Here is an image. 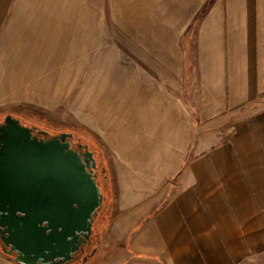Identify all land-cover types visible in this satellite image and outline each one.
Wrapping results in <instances>:
<instances>
[{"label": "rangeland", "instance_id": "obj_1", "mask_svg": "<svg viewBox=\"0 0 264 264\" xmlns=\"http://www.w3.org/2000/svg\"><path fill=\"white\" fill-rule=\"evenodd\" d=\"M213 2L24 0L20 9L11 7L3 15L0 9V118L12 115L52 135L72 133L76 142L96 151L105 169L97 252L85 264H264V211H203L199 198L207 191L215 205L219 173L204 164L219 159L222 151L232 161L226 167L231 186L247 179L264 183V101L231 117L224 130L208 133L196 123L199 93L193 73L184 76V65ZM36 56L40 63L31 58ZM19 66L22 73L15 70ZM28 70L32 73L25 74ZM137 82L157 92L127 98L136 95ZM168 98L179 115L191 111L196 132L190 137L189 120L181 121L186 132L176 145L181 151L192 140L191 151L187 163L180 157L164 175L160 163L175 159L166 151ZM147 113L150 121L135 119ZM234 143L245 150L240 161L245 168L237 164L238 152L230 151ZM169 183L181 199V211L153 210L143 218L138 211H121L123 187L130 197L147 189L159 196ZM157 195L146 202H155ZM0 264L19 263L0 251Z\"/></svg>", "mask_w": 264, "mask_h": 264}, {"label": "crops", "instance_id": "obj_2", "mask_svg": "<svg viewBox=\"0 0 264 264\" xmlns=\"http://www.w3.org/2000/svg\"><path fill=\"white\" fill-rule=\"evenodd\" d=\"M23 1L0 0V9H3L1 14L3 15L5 12L9 13L11 7L13 9L17 7L19 9L22 8ZM207 1L197 0L198 3L200 2V6L201 2L205 3ZM194 40L196 42L194 49H189L188 52L190 53L187 55L186 67L184 65V76L187 74L186 71L193 73V84L195 90L199 93L196 123L201 128L203 127L202 131L208 133L220 128L224 130V126H228V120L231 117L236 116L241 110L249 108L250 111L255 103L264 101V0H214L207 16L198 26ZM37 54L39 56L43 55L40 51ZM173 57L172 63L173 61L174 63L177 62L175 54ZM31 58L35 59L36 62L40 60V57L37 56ZM46 63L49 62L47 61ZM20 64L25 65V63H22V60H20ZM28 64L29 68H31V64L27 62V66ZM177 68L176 66V70ZM21 69L22 67L19 66V69L15 70L21 72ZM29 73H32V70L25 72V74ZM141 88L144 87L140 86L137 82L135 88L136 95H128L127 98H140L144 94L151 96L152 93L157 92ZM140 89L141 91H139ZM153 99L157 101L158 99L161 100L159 93ZM162 100L165 101V97ZM166 100L168 102L167 106H164V108L166 107L164 119L169 120V122H167V128H164V131H167V134L171 136V139H167V142L165 141L170 146L166 151L175 153V159H169V163L167 161L160 163L164 169V175L169 173L170 168L176 167L180 157L183 156V164L187 163L188 153L191 151L192 140L187 149L182 148L181 151L179 146L176 145L181 143L180 137L186 132V125L183 128L181 121L183 119L189 120L190 132H188V135L190 137L196 132L195 123H193L195 119L191 111L187 110L186 113L180 112L181 115H179L178 112L171 109V105H174V102L170 98ZM125 102H127V99ZM128 103L130 102L128 101ZM160 103L162 104L161 101ZM140 104L142 105V103ZM142 110L145 113L143 108ZM151 115L149 116L147 113V115L143 114L133 118H140V120L148 122ZM232 133V131H228L227 134ZM229 145L231 146V152H238L239 159L237 160V164L242 167L241 164L243 165V163L240 161L242 158H246L243 153L245 150L238 143ZM176 150L178 151L176 152ZM183 151L184 154L182 153ZM240 152L243 154L242 156H240ZM218 155L219 159L208 160V164H204L209 170L210 168L216 169L221 175L216 174L215 176V180L219 185H217L218 198H215V205L208 202L207 191L203 192L204 194L202 195L199 194V198L202 200L201 206H203L201 208H203V211H211V209L213 211H264V183L260 185L253 179H247L242 182L235 181L234 183H236L237 187L231 186L226 167L232 161L229 160V154L226 151H222ZM195 161L192 160L189 166H186L187 169ZM193 170H196V168ZM164 180L159 183H163ZM257 180L259 182V179ZM174 187L173 184L169 183L168 187L164 188L166 191H162L159 196L157 195L158 193H155L154 189V192L153 190L150 192V189H147L142 194L138 192L133 193L131 197L128 195V187H123L119 200L120 209L121 211H138L142 218L153 210L181 211V199L174 194ZM155 195L158 196V199H153L155 202H146L147 199L153 198ZM218 200L220 202L222 200L223 202L219 203ZM255 206L257 207L256 209H254ZM219 208L223 209L220 210ZM243 208L246 210H243ZM140 218L139 220H141ZM156 257H159L161 262H163L164 258L162 255H157Z\"/></svg>", "mask_w": 264, "mask_h": 264}, {"label": "water", "instance_id": "obj_3", "mask_svg": "<svg viewBox=\"0 0 264 264\" xmlns=\"http://www.w3.org/2000/svg\"><path fill=\"white\" fill-rule=\"evenodd\" d=\"M34 130L12 115L0 124L3 251L9 248L19 264H69L97 229L106 204L92 170L95 158L88 149H73L72 133L43 131L50 138L40 139Z\"/></svg>", "mask_w": 264, "mask_h": 264}, {"label": "flooded vegetation", "instance_id": "obj_4", "mask_svg": "<svg viewBox=\"0 0 264 264\" xmlns=\"http://www.w3.org/2000/svg\"><path fill=\"white\" fill-rule=\"evenodd\" d=\"M5 119V118H4ZM4 119H0V124H3L4 123ZM44 130H41L37 127H35V130H34V136H39L40 139H47V138H50V136H43L41 132H43ZM50 134V133H49ZM52 137L54 135L50 134ZM71 143H72V147L74 150L78 151L79 153H84L87 149L89 151H91L93 153V156L95 158V164H96V167L93 168V172H94V175L97 179V182H98V185L101 187V191L104 195V198L107 197V193L105 194V189H104V186L107 185L108 181L106 180V176H105V169L103 167H101V162L100 160L98 159V154L96 153V151H93L91 149V147L89 145H85V144H82V143H79V142H76L75 141V137H73V139H70ZM103 209V207H102ZM102 209L98 212V216L97 218L95 219V222L97 219H99V214L101 212H104L102 211ZM104 215V214H103ZM98 221V220H97ZM99 223V222H98ZM95 225V224H94ZM99 225V224H98ZM95 234H96V230L93 229V235L91 236V238L87 241V243L84 245V247L82 248V250L77 254L76 256V259L69 263V264H76L79 262V259L80 258H87L89 259V256L91 254H93L94 250L96 249L97 246L94 245V238H95ZM3 248H4V242H3V239H2V235L0 234V251L2 253H4L5 255L7 256H10L8 254V251L10 250L9 248H7V251L5 253V251H3ZM84 260V259H83Z\"/></svg>", "mask_w": 264, "mask_h": 264}, {"label": "trees", "instance_id": "obj_5", "mask_svg": "<svg viewBox=\"0 0 264 264\" xmlns=\"http://www.w3.org/2000/svg\"><path fill=\"white\" fill-rule=\"evenodd\" d=\"M137 255H138L139 257H142V256H143V257H147V258H155V259L161 261L160 258H159V257H156V256H150V255H144V254H142V255H141V254H137Z\"/></svg>", "mask_w": 264, "mask_h": 264}]
</instances>
